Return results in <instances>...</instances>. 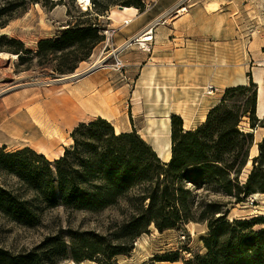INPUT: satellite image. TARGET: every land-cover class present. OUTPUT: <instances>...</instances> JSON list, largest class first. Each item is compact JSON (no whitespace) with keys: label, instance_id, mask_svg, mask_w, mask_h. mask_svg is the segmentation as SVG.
I'll use <instances>...</instances> for the list:
<instances>
[{"label":"trees","instance_id":"obj_1","mask_svg":"<svg viewBox=\"0 0 264 264\" xmlns=\"http://www.w3.org/2000/svg\"><path fill=\"white\" fill-rule=\"evenodd\" d=\"M144 12V0H93L103 15L110 5ZM104 41L94 25L75 24L57 40L38 42L37 51L16 49L40 65H52L56 74L72 73ZM12 43L16 41L12 40ZM255 85L229 88L195 129L184 130L178 115L170 117V159L163 162L134 130L115 133L108 121L97 117L80 123L71 133L72 146L50 161L25 147L0 148V214L27 228L40 225L47 210L100 212L121 208L123 220L106 235L59 230L34 249L19 254L0 250V264H74L94 261L115 264L128 256L136 240L150 227L159 233L182 230L186 223L206 224L202 239L206 253L185 264H264L263 220H227L232 201L264 196V136L258 154L250 159L254 135L241 130L248 118L250 129L264 128L256 115ZM252 168L242 181L243 170ZM12 180V181H11ZM219 196L220 200L209 197ZM226 200V201H224ZM167 262H176L166 259Z\"/></svg>","mask_w":264,"mask_h":264},{"label":"rangeland","instance_id":"obj_2","mask_svg":"<svg viewBox=\"0 0 264 264\" xmlns=\"http://www.w3.org/2000/svg\"><path fill=\"white\" fill-rule=\"evenodd\" d=\"M148 1L151 0H144L146 8ZM98 2L106 5L105 0ZM118 6V3L110 5L108 11L98 15L93 0L87 9L80 7L77 0H0V111L10 110L8 115L14 111L23 114L35 107L45 110L52 104H60L58 100L65 96L70 98L69 91L82 77L79 75L72 80L65 78L81 74L93 65L94 60L99 59L103 67L91 69L83 79L97 73L99 79L93 95H99L100 104L108 114V122L120 131L123 117H129L132 126L141 132H145L147 126L154 125L152 130L156 138L145 132L146 141L154 151L164 154L166 149L170 153V144L167 127H162V124L166 123L165 116L170 109L180 110L172 103H185L195 93L196 105H200L196 117L202 120L205 115L202 100L207 96L218 101L227 89L249 83L255 85L254 89L258 93V84L254 81L259 75L264 78V0H181L176 7L157 19L153 40L147 50L134 43L135 38L123 35L133 25L132 22L125 25L109 18L110 10ZM183 7L188 12L178 13ZM77 23L98 27L104 35V41L72 73L56 74L53 64L40 65L25 54L22 62L18 58L15 61L10 59V54L16 49L36 52L39 41L57 40L63 31ZM12 40L16 42L12 43ZM114 51H118L126 66L122 71H114L111 67L114 59L110 55ZM154 68H157V74ZM208 87L215 88L216 93L208 95ZM159 91L175 98L169 101L170 108L165 113L153 110L154 105L158 104L155 97ZM132 92L148 97L150 105L140 116L136 111L134 116L131 107L128 115L125 105L122 112L120 110L124 96L132 95ZM135 97L134 102L138 103V96ZM77 99L80 98H72L71 101L80 104L79 119L72 126L62 129L59 141L51 148L54 154L59 153L61 148L72 146L71 133L78 124L96 119ZM110 112H113V116ZM5 119L0 118V128ZM240 128L254 135L250 152L252 159L258 154L257 144L263 139L264 128L251 130L248 118L243 119ZM3 146L8 151L28 147L40 153L20 142L3 141L0 148ZM162 161H166V158ZM251 168L249 161L242 172V181ZM209 199L216 201L222 198L211 196ZM121 209L90 212L73 211L60 206L45 211L36 228H27L0 214V250L12 254L30 251L45 237L61 229L106 235L122 222ZM226 210L230 222L263 220L264 196L252 195L239 203L232 201ZM263 228V224H258L254 230ZM207 233V225L197 223H186L182 230L158 234L150 227L148 234L136 240L128 256L115 258V264H185L196 255L206 253L202 239L207 237ZM166 259L176 262L164 261ZM57 263L74 264L66 259H59ZM80 264L104 262L84 261Z\"/></svg>","mask_w":264,"mask_h":264},{"label":"bare ground","instance_id":"obj_3","mask_svg":"<svg viewBox=\"0 0 264 264\" xmlns=\"http://www.w3.org/2000/svg\"><path fill=\"white\" fill-rule=\"evenodd\" d=\"M77 4L83 9H87V7L91 4V0H77ZM136 11L137 9L133 7H123L122 10L118 8H112L109 12V18L121 22L122 24H129L135 18ZM179 12L186 13L188 11L186 7H183ZM156 23L157 20L147 28V31H150L149 34L143 35L141 32L134 38H137V41L140 42L146 41V37L148 35L154 34L153 27ZM10 59L12 61H15L17 60V56L14 54H10ZM92 64L93 65L89 69L85 70L81 74L71 75L69 77H66L65 79L72 80L79 75H81V79H83V77H85V75H87V73L90 72L91 69L103 67L101 66V64L103 63L102 61H99V59L94 60ZM254 82L258 84V102L256 115L259 119H264V78H261L259 75V77H257ZM74 91H76V93H80L79 91H77V88H75ZM77 100L82 101L81 105H83L82 99ZM58 102L60 104H52L48 109L40 110V107H35L34 109L27 110L26 113L23 114L21 113V111H14L12 114L8 115L7 112L9 113L10 110H1L0 118L6 117V121L0 128V143L3 141L23 143L26 146L37 149L38 152H40L39 154L44 155L49 160H57L62 157L64 148H61L60 152L57 154H54L51 148L59 141V138L62 135V129L72 126L79 119L80 110H78V107L80 106V104L77 102H72L69 96L61 98L60 100H58ZM93 106L94 108L92 109H94V112L101 113L103 117H108L107 112H100L99 108H97L95 105L90 104V107ZM106 119L107 118H105L104 120ZM168 120L169 118H167V121ZM165 126L166 125L163 123L162 127ZM114 129L116 134L121 133L120 129L117 126H115ZM148 134L152 135L153 138H156L153 130H151V126H149L148 128ZM169 156L170 153L168 149H166L164 154L158 153V157L161 160H163V158H166V161H168ZM189 224L193 223L189 222ZM151 228L153 229L155 234L159 233L154 227Z\"/></svg>","mask_w":264,"mask_h":264},{"label":"crops","instance_id":"obj_4","mask_svg":"<svg viewBox=\"0 0 264 264\" xmlns=\"http://www.w3.org/2000/svg\"><path fill=\"white\" fill-rule=\"evenodd\" d=\"M180 2L181 0H170V1L169 0H151V1H148L147 2L148 6L144 12H139L138 10L136 11L135 18L132 21L133 25H131L130 29L126 33H123V35L124 36L128 35L127 37L134 38L135 36L143 32L146 28H148L154 21H156L157 19L165 15L167 11L176 7ZM123 44H121L120 46H122ZM154 70H155L154 73L157 74L158 73L157 68H154ZM98 79L99 77L97 73L95 72L87 76L86 78L79 80L76 83V85H74V87L71 88V90L69 91L70 92L69 94H70L71 99L80 98L83 100L84 106L92 112L93 119L97 117H101L104 119L107 118L106 120H108V117H103L101 113L94 112V109H92L94 108V106L90 107V104H92V105H95L97 108H99L100 112H105L102 105L100 104L99 95L98 94L93 95L95 85L98 83ZM75 88H77V91H79L80 93H76V91H74ZM135 96H138L137 98L138 103L134 102L136 98ZM155 99L158 100V104L154 105L153 110L158 113L160 111H164L165 113V111H167L170 108L169 101L174 100L175 98H172V96L168 94L165 95L162 91H159V94L155 97ZM164 99H166V101L164 104L162 103L163 104L162 105L161 102ZM196 101H197V96L195 93H192L186 99L185 103L184 102L172 103V104H175V106H177L178 109L180 110L172 111L170 109L169 114H167V116L165 117L170 118V114L178 115L183 120L184 130L195 129L198 125H200L204 121V118L207 112L218 103V101H216L214 97H211V96L205 97V99L202 100L203 102L202 105L205 108V115L202 120H198V117L196 116H197L200 105L199 104L196 105ZM257 102H258V97H257ZM124 105L126 106V108H128V111H127L128 115H129V108L131 107L132 114L134 115L135 114L134 112L136 111L137 114L140 116V114L146 112V108L150 105V103L148 102V97L139 96V94L136 95V93L132 92V95L129 94L127 97L124 96L122 108L120 107L121 112H122ZM124 113L125 111L123 112V114ZM110 114L113 116V112L112 113L110 112ZM133 115H132V118H133ZM121 120H122V123H121L122 131L121 132H130L134 128L136 129L138 135L141 136V138L144 141H146L147 135L145 134V132L148 133V128H149L148 126L146 130L144 129L145 132H141L142 130H139V129L137 130L135 126H132V122L130 121L129 117H123ZM165 125L168 130V138H169V144H170V120L166 121ZM113 127H115V125H113ZM152 128L154 129V125L151 126V130ZM156 154L158 155V152H156ZM169 159H170V156H169ZM164 162H168V161H164Z\"/></svg>","mask_w":264,"mask_h":264},{"label":"built area","instance_id":"obj_5","mask_svg":"<svg viewBox=\"0 0 264 264\" xmlns=\"http://www.w3.org/2000/svg\"><path fill=\"white\" fill-rule=\"evenodd\" d=\"M178 13H180V12H178ZM125 25H127V24H125ZM156 25H157V23L154 25V27H153V29L156 27ZM149 32L150 31H147V28L142 32V34L143 35H147V34H149ZM148 38H151V39H148ZM146 41H144V42H140V41H137V38H135V39H133V42L134 43H138L139 44V46L140 47H142V49H146L147 50V48H149V46L151 45V42H152V35L150 34V35H148L147 37H146ZM131 42H129V44H130ZM127 45V44H126ZM125 46V45H124ZM143 46H145V47H143ZM126 47V46H125ZM110 56H112V58L114 59V63H112V65H111V67L113 68V70L114 71H122L126 66H125V64H124V62L121 60V58H120V56H119V53H118V51H114L113 53H112V55H110ZM214 93H216V89L215 88H213V87H208L207 88V94L208 95H213Z\"/></svg>","mask_w":264,"mask_h":264},{"label":"water","instance_id":"obj_6","mask_svg":"<svg viewBox=\"0 0 264 264\" xmlns=\"http://www.w3.org/2000/svg\"><path fill=\"white\" fill-rule=\"evenodd\" d=\"M117 8L120 9V10L123 9V7H121V6H118ZM16 56H17V58H18V55H16ZM258 119H259V118H258ZM259 120H262V119H259Z\"/></svg>","mask_w":264,"mask_h":264}]
</instances>
